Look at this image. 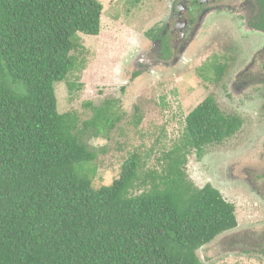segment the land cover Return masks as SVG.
<instances>
[{
  "label": "trees",
  "instance_id": "obj_1",
  "mask_svg": "<svg viewBox=\"0 0 264 264\" xmlns=\"http://www.w3.org/2000/svg\"><path fill=\"white\" fill-rule=\"evenodd\" d=\"M253 2L248 22L264 33V0ZM101 13L99 0H0V264H202L197 251L238 225L234 205L185 172L187 153L201 159L242 125L211 95L186 115L181 142L144 191L131 194L134 155L110 185L92 186L84 165L96 155L76 112L57 110L54 84L82 65L80 35L99 34ZM211 67L220 80L226 63ZM115 104H87L82 129L108 134L121 119Z\"/></svg>",
  "mask_w": 264,
  "mask_h": 264
},
{
  "label": "rangeland",
  "instance_id": "obj_2",
  "mask_svg": "<svg viewBox=\"0 0 264 264\" xmlns=\"http://www.w3.org/2000/svg\"><path fill=\"white\" fill-rule=\"evenodd\" d=\"M99 1V34L80 35L84 49L75 56L82 65L54 84L57 110L76 112L80 139L96 155L84 165L92 186L110 185L134 155L140 160L139 179L131 194L144 191L151 183L149 174H160L165 154L181 142L186 115L211 95L224 114L240 116L242 125L222 143L206 147L201 159L187 153L185 172L195 186L219 190L234 205L238 225L197 255L202 264H264V181L256 178L264 173V33L246 26L250 10L235 2L244 9L239 17L203 16L175 62L142 67L134 62L138 47L150 48L148 42L141 44L142 35L152 40L165 20L174 22L164 7L169 0ZM212 62L226 63L220 80H213ZM137 69L142 71L138 77ZM107 100L116 102L112 110L121 115L114 128L97 135L83 130L82 123L92 116L87 104L100 107Z\"/></svg>",
  "mask_w": 264,
  "mask_h": 264
},
{
  "label": "flooded vegetation",
  "instance_id": "obj_3",
  "mask_svg": "<svg viewBox=\"0 0 264 264\" xmlns=\"http://www.w3.org/2000/svg\"><path fill=\"white\" fill-rule=\"evenodd\" d=\"M169 2L168 6L164 2V7L168 15L167 17H169L170 20L173 19L174 22L170 24L165 20L159 25L162 29L161 32L154 36V39L152 40L150 39L152 38L150 35H142L143 37L140 39L141 44L148 42L150 48L141 50L142 48L138 47V50H140L141 53H139V58L134 60L136 65L142 64V67H148L149 65H167L169 62H175L186 47V44L190 39H193L198 32L200 22L202 18H204L203 16L220 13L226 16L239 17L244 9L240 10L238 6L235 7V2H244L246 4L245 10H250L248 20L245 21L246 26L252 30L262 32L261 30L254 28L248 22L249 19L259 10L257 3L253 2V0H169ZM150 33L151 31H149V34ZM136 73H139L136 76L138 77L142 74V71L137 69ZM242 174L245 175L246 172H243ZM258 176V179H260L263 175L260 176L258 174L256 178ZM245 178L250 182V175L245 176ZM248 184L249 186L252 185L251 183Z\"/></svg>",
  "mask_w": 264,
  "mask_h": 264
}]
</instances>
